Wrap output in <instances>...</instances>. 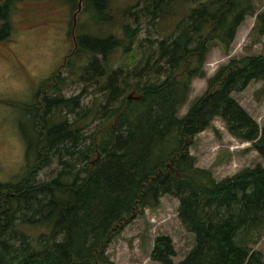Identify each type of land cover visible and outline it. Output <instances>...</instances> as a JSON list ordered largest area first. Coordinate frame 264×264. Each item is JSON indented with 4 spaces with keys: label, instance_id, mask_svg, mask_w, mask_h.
Listing matches in <instances>:
<instances>
[{
    "label": "trees",
    "instance_id": "16d2710c",
    "mask_svg": "<svg viewBox=\"0 0 264 264\" xmlns=\"http://www.w3.org/2000/svg\"><path fill=\"white\" fill-rule=\"evenodd\" d=\"M14 1L7 0L8 6ZM181 1L140 0L125 10L134 22L119 32L79 33L66 76L41 82L51 89L38 94L30 108L38 132L36 164L17 180L0 181V264H117L107 252L109 243L141 207L158 205L165 193L178 197V215L195 242L175 261L172 236L159 234L153 259L264 264V252L253 246L264 229V164L217 178L197 165L190 151L196 134L220 116L232 135L251 141L264 157V127L233 95L252 80L264 81V53L220 65L208 76L205 91L179 115L193 79L207 75L204 65L213 44L228 51L248 13L256 14L254 27L264 32V8L258 11L251 0H192L170 32L154 35L151 28L174 14ZM83 3L94 20L111 22L106 21L113 16L110 0ZM144 27L148 32L142 36ZM139 48L137 61L111 66L114 53ZM85 52L92 56L84 65L79 59ZM72 82L94 83L103 100L82 105L80 92L65 97L62 91ZM128 90L138 97L129 98ZM65 111L73 119L64 117ZM65 154L81 156L84 165L75 168ZM56 157L65 170L49 181L37 180L38 169ZM23 224L47 229L33 235Z\"/></svg>",
    "mask_w": 264,
    "mask_h": 264
},
{
    "label": "rangeland",
    "instance_id": "374dc122",
    "mask_svg": "<svg viewBox=\"0 0 264 264\" xmlns=\"http://www.w3.org/2000/svg\"><path fill=\"white\" fill-rule=\"evenodd\" d=\"M139 1L110 0V12L113 16L106 21L111 22L94 20L90 11L83 10L82 3L77 14L75 37L82 32L101 36L119 32L124 23L134 22L133 17L125 14V10ZM191 1L179 2L176 12L166 14L165 19L151 28V32L161 36L170 32L175 22L194 5ZM251 1H254L258 11L264 8V0ZM78 2L79 0H16L9 5L12 32L9 37L0 36V181L17 180L26 168L36 164L38 132L34 125V113L30 108L37 101L43 80L58 73V69H61L60 74L64 76L68 72L67 63H62L68 53L76 49L72 29L73 13L78 8ZM255 21L256 14H246L228 51L218 41L213 44L204 65L207 75L193 79L189 99L180 107L179 115H183L190 102L205 91L208 76L214 74L220 65L246 54L264 53V32L254 27ZM147 32L148 29L144 27L140 35H146ZM140 55V48L124 55L114 53L113 62H109L111 66H116L121 61L133 63L132 59L136 58L137 61ZM91 56V52H85L79 60L85 65ZM92 84L85 86L84 83L72 82L64 88L62 94L69 97L80 92L82 105H87L91 100H103L102 92H97L95 84ZM43 86L48 92L51 89L47 83ZM85 87L87 91H83ZM233 95L264 127V81L252 80L244 90L235 91ZM63 115L73 119V114L69 111H65ZM190 151L196 155L197 165L211 169L217 178L231 175L258 162L264 164V157L252 146L251 141L232 135L220 116L213 119L210 127L196 134ZM65 156H68V160H74L75 168L85 163L81 156L76 159H72L70 154ZM96 156L97 153L91 154L89 160ZM63 168L64 164L56 157L38 169L37 180L49 181L65 170ZM2 191L5 197L7 188ZM178 205L177 196L165 193L160 197L158 205L141 207L138 214L109 243L107 252L110 258L117 264H163L153 259L151 253L155 237L169 234L176 248L173 259H182L193 246L195 236L182 223ZM21 227L33 235L47 229L38 225L23 224ZM253 246L264 252V229L260 240Z\"/></svg>",
    "mask_w": 264,
    "mask_h": 264
},
{
    "label": "flooded vegetation",
    "instance_id": "af4514ba",
    "mask_svg": "<svg viewBox=\"0 0 264 264\" xmlns=\"http://www.w3.org/2000/svg\"><path fill=\"white\" fill-rule=\"evenodd\" d=\"M1 4H2V13L0 14V36L4 37L5 35H7L8 33L11 34L12 32V26L10 24H8L7 22L9 21V6L7 4V0H0ZM8 7V8H7ZM76 11V10H75ZM73 17H74V13H73ZM74 25V23H73ZM10 27V29L6 30L7 27ZM75 37V36H74ZM74 42H75V47L77 45V37L74 38ZM72 52V51H71ZM68 53L69 54H71ZM67 55V57H68ZM67 57H65L64 62L62 63L63 65L66 64L67 61ZM58 73H53L52 75V80L56 79V76L58 74H60L61 69H58L57 71ZM51 81H49V85H51ZM46 93H48V91L45 89V87L43 85L40 86L39 90H38V94H41V97L44 96Z\"/></svg>",
    "mask_w": 264,
    "mask_h": 264
},
{
    "label": "water",
    "instance_id": "95a60500",
    "mask_svg": "<svg viewBox=\"0 0 264 264\" xmlns=\"http://www.w3.org/2000/svg\"><path fill=\"white\" fill-rule=\"evenodd\" d=\"M82 3H83V0H79V2H78V8H77V10L74 12V25H73V29H72V31H73V33H74V36H75V27H76V25H77V14H78V12L81 10V8H82ZM2 13V4H1V2H0V14ZM128 97L129 98H132V97H135V98H137L138 97V95L137 94H135V91L133 90V91H130V93L128 94Z\"/></svg>",
    "mask_w": 264,
    "mask_h": 264
}]
</instances>
